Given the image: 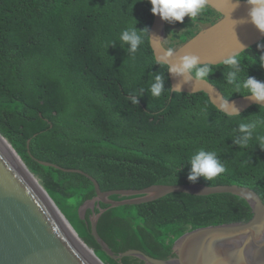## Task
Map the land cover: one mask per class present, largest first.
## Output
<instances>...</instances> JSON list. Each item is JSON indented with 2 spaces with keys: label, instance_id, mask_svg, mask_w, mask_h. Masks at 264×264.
<instances>
[{
  "label": "trees",
  "instance_id": "16d2710c",
  "mask_svg": "<svg viewBox=\"0 0 264 264\" xmlns=\"http://www.w3.org/2000/svg\"><path fill=\"white\" fill-rule=\"evenodd\" d=\"M150 9L147 0H0V133L105 264L146 263L137 258L118 262L105 254L92 236V210L80 214L97 195L93 181L42 161L83 171L103 191L239 185L264 201V150L255 140L247 149L234 142L239 123L264 117V106L229 116L205 93H175L169 66L157 61L150 44L155 19ZM202 15L198 21L210 25L222 17L211 8ZM134 19L137 30L147 28L149 33L142 34L144 42L133 56L120 35L134 26ZM168 32L166 46H181L180 33ZM189 40L185 37L183 44ZM257 46L240 55L239 79L264 82L254 75L260 74L259 58L264 56ZM212 67L208 81L229 100L247 97L232 92L225 64ZM156 74L164 77L159 98L147 90ZM132 96L138 97L136 105ZM256 134L264 135V128ZM201 148L215 151L225 172L212 181L201 177L191 183L188 162ZM130 198L116 195L110 200ZM103 210L98 231L116 255L141 250L162 260L177 257L174 245L188 232L247 223L253 217L249 204L232 194L173 193L120 208L97 202L95 213Z\"/></svg>",
  "mask_w": 264,
  "mask_h": 264
},
{
  "label": "water",
  "instance_id": "95a60500",
  "mask_svg": "<svg viewBox=\"0 0 264 264\" xmlns=\"http://www.w3.org/2000/svg\"><path fill=\"white\" fill-rule=\"evenodd\" d=\"M209 4L223 15L221 23L191 39L172 56L167 55L168 48L165 46L167 22L155 17L150 41L159 63L172 66L178 64L184 55H196L200 57L201 64L220 66L228 57L241 55L264 41V33L248 22L249 7L246 0H239L238 6L236 0H209ZM170 78L175 93H205L226 115L227 109L221 108V105L227 104L229 110L234 106L238 115L255 105L264 106V103H257L248 96L229 100L218 86L209 81L197 83L189 79L185 82V77L172 74ZM42 164L93 181L97 195L80 208V214L84 217L88 209L92 210V236L114 261L137 258L146 264H264V201L250 188L192 184L103 191L99 182L83 171L64 169L44 161ZM173 193L198 196L232 194L249 204L253 217L247 223L200 228L186 233L174 245L177 257L170 260L154 258L141 250L116 255L100 236L98 225L106 210L96 214L97 202L110 208H120L153 203ZM116 195L131 198L111 201L110 198ZM65 218L39 177L27 167L0 133V264H99L81 242L86 244L84 239L79 237ZM90 249L105 264L94 249Z\"/></svg>",
  "mask_w": 264,
  "mask_h": 264
},
{
  "label": "clouds",
  "instance_id": "9594fccd",
  "mask_svg": "<svg viewBox=\"0 0 264 264\" xmlns=\"http://www.w3.org/2000/svg\"><path fill=\"white\" fill-rule=\"evenodd\" d=\"M137 2L143 3L145 0H137ZM147 3L151 5L150 11L153 16H158L162 21L167 22V36L165 40V46L167 44L169 34L171 33L168 32V29H172L174 32L180 33V38H178L177 41H179L182 45L176 49L168 48L166 46L168 48V56H172L175 51H178L186 43L190 42L191 39L194 38H191L192 33L193 36L196 37L202 32L209 30L215 25L219 24V22H217L214 25L209 24L202 30L198 29L199 24H207L202 21H198L200 19V14L203 13V19V17L206 16L208 9H213L209 4V0H147ZM246 3L249 7L248 22L252 23L254 27H256L261 33H264V0H246ZM238 5L239 0H236V6ZM185 17L190 18L191 26L184 22ZM221 19H223V15L222 17L220 16V21H222ZM134 21V26L126 28L120 35L122 44L127 46L128 55L133 56L137 53L139 47L144 42L142 34L149 33L147 28H144L143 30H137L135 27L137 21L135 19ZM171 23H174L176 27L173 28ZM179 23L181 27H178ZM185 37H190V40L183 44ZM257 47L264 49V44H258ZM250 49L251 48L247 49L246 51ZM200 61L201 59L199 56L184 55L180 57L178 64L168 67V73L177 77H185V82H188L189 79L195 80L197 83L207 82L208 77L213 72V67L210 64H201ZM259 61L260 74L254 75L259 78H264V56H261ZM224 64L227 67V84L232 88V92L244 94L245 96L252 98L257 103H264V82L257 81L254 77H247L242 80L239 79V76L243 71L240 55L228 57L224 61ZM151 81L152 82L147 89L149 90L151 97H161V95L164 93L163 75L156 74L154 79ZM140 91L143 93L145 90L141 89ZM130 99L133 105L138 103L137 96H132ZM221 108L227 109V114L229 116L235 115L236 117H239L234 106L229 110V106L224 104L221 105ZM261 128H264V117L249 119L248 121L239 123L236 130L238 135L235 137L234 142L239 145L241 149H247L250 145V142L255 140V144L264 150V135L256 134L257 129ZM188 164L190 165L188 180L191 183H195L198 178L201 177L206 181H212L221 173L225 172L224 164L219 159L217 153L215 151H208L203 148L196 151L191 156Z\"/></svg>",
  "mask_w": 264,
  "mask_h": 264
},
{
  "label": "bare ground",
  "instance_id": "6f19581e",
  "mask_svg": "<svg viewBox=\"0 0 264 264\" xmlns=\"http://www.w3.org/2000/svg\"><path fill=\"white\" fill-rule=\"evenodd\" d=\"M66 219V218H65ZM66 221L68 222V220L66 219ZM81 240V239H80ZM81 242L84 244V246L86 247V249L89 251V253L91 254V256L99 263L102 264L98 258L95 256L94 252L81 240Z\"/></svg>",
  "mask_w": 264,
  "mask_h": 264
},
{
  "label": "rangeland",
  "instance_id": "374dc122",
  "mask_svg": "<svg viewBox=\"0 0 264 264\" xmlns=\"http://www.w3.org/2000/svg\"><path fill=\"white\" fill-rule=\"evenodd\" d=\"M184 22H185L187 25L191 26L190 18H189V17H185ZM171 26H172L173 28L176 27V26L174 25V23H171ZM64 215H65V214H64ZM65 216H66V215H65ZM66 218H67V217H66ZM68 221H69V220H68Z\"/></svg>",
  "mask_w": 264,
  "mask_h": 264
},
{
  "label": "flooded vegetation",
  "instance_id": "af4514ba",
  "mask_svg": "<svg viewBox=\"0 0 264 264\" xmlns=\"http://www.w3.org/2000/svg\"><path fill=\"white\" fill-rule=\"evenodd\" d=\"M207 14V13H206ZM222 20V19H221ZM219 23L221 22L220 20L218 21ZM209 24H199L198 25V29L202 30L204 29L205 27H207Z\"/></svg>",
  "mask_w": 264,
  "mask_h": 264
}]
</instances>
